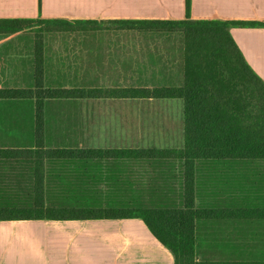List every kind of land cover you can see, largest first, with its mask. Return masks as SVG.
<instances>
[{
	"label": "crops",
	"instance_id": "crops-1",
	"mask_svg": "<svg viewBox=\"0 0 264 264\" xmlns=\"http://www.w3.org/2000/svg\"><path fill=\"white\" fill-rule=\"evenodd\" d=\"M184 13V0H0V19L96 21L41 34L39 64L47 88L181 85V43L178 48L162 46L166 37L180 41L179 34L128 30L111 21L182 19ZM190 15L264 23V0H190ZM230 34L264 82V26L232 27ZM34 44L31 31L0 32V89L33 88ZM176 100L49 99L43 102L37 134L34 99L0 98V198L33 199L40 182L46 199L182 207L180 162L42 158L43 152L56 150L179 149L183 139L177 144L163 136L175 129L165 121L172 118L163 106ZM154 128L162 131L152 132ZM195 206L230 213L196 222V261L264 264V217H246L251 211L264 213V160L197 163ZM0 264H174V258L138 218L30 219L0 221Z\"/></svg>",
	"mask_w": 264,
	"mask_h": 264
},
{
	"label": "trees",
	"instance_id": "trees-1",
	"mask_svg": "<svg viewBox=\"0 0 264 264\" xmlns=\"http://www.w3.org/2000/svg\"><path fill=\"white\" fill-rule=\"evenodd\" d=\"M184 7L182 19L111 21V24L120 22L128 30L180 34L181 85L152 89L47 88L43 85V70L39 64L41 34L76 30L85 23L96 21L41 16L35 19H0V32L34 30L37 33L33 88L0 89V98L35 100L37 134L41 129V111L45 100L121 96L180 100L183 139L182 147L175 150H56L42 153V158L52 160L180 162L183 180L180 208L120 206L87 198L46 199L44 185L37 182L33 199L15 202L0 198V221L138 218L170 251L174 264H242L195 260L196 222L230 215L223 210L195 206V169L196 164L201 162L264 160V82L247 64L230 34L232 27H261L264 23L195 19L190 15V0H184ZM35 157L40 158V153L37 152ZM16 158L21 157L17 155ZM246 217L262 218L264 213L251 211Z\"/></svg>",
	"mask_w": 264,
	"mask_h": 264
},
{
	"label": "rangeland",
	"instance_id": "rangeland-1",
	"mask_svg": "<svg viewBox=\"0 0 264 264\" xmlns=\"http://www.w3.org/2000/svg\"><path fill=\"white\" fill-rule=\"evenodd\" d=\"M29 31H31L34 34H37V33H35L36 31H34V30H29ZM163 40H165V41H164V43H162V46H166V47H170V48H172V47L178 48V44L181 43V38H180V41H179V37L178 36L166 37L165 39L163 38ZM33 47H34L35 50L37 49L35 44H34ZM177 65H178V63H177ZM177 69H178V67H177ZM167 105L163 106V107H165V109L162 110V111L163 112H168V113L170 112L172 119L165 120V121L172 122L174 124V126H175V129L172 131L170 136H167V135H163V136L166 137V138H171V142L179 144L182 141L181 140L182 139L181 138V136H182L181 135L182 134L181 101L180 100H176L174 103L170 102ZM163 107L160 106V108H163ZM152 110H154V109L152 108ZM160 122H162V121H160ZM152 130H153L152 132L162 131V129L155 130V128L152 129ZM165 132H167V130ZM160 139L163 140L164 138H160Z\"/></svg>",
	"mask_w": 264,
	"mask_h": 264
}]
</instances>
